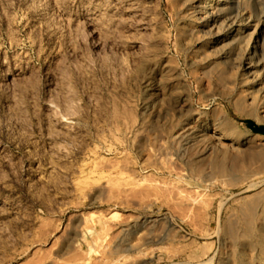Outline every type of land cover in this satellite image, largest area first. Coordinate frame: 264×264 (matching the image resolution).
<instances>
[{
  "label": "rangeland",
  "instance_id": "374dc122",
  "mask_svg": "<svg viewBox=\"0 0 264 264\" xmlns=\"http://www.w3.org/2000/svg\"><path fill=\"white\" fill-rule=\"evenodd\" d=\"M191 5L0 0V264H130L111 251L146 213L177 224L149 264H204L221 201L225 218L264 199V90L258 110L241 104L229 50ZM213 132L231 145L209 149ZM200 151L203 173L228 164V184L181 181Z\"/></svg>",
  "mask_w": 264,
  "mask_h": 264
},
{
  "label": "bare ground",
  "instance_id": "6f19581e",
  "mask_svg": "<svg viewBox=\"0 0 264 264\" xmlns=\"http://www.w3.org/2000/svg\"><path fill=\"white\" fill-rule=\"evenodd\" d=\"M191 1L195 22L208 27L211 33L217 35L214 42L222 49L229 50L231 68H236L233 75L240 76L242 82L241 104L253 105L254 110H258L261 96L257 92L264 90V0H256L255 15L248 9L253 0H206L205 4L204 0ZM227 74L223 70L220 78L226 79ZM225 138H229L227 133L221 136L213 132L207 138L211 140L209 149L225 150L231 145L224 141ZM202 162L201 151L189 158L187 164L192 173L189 179L182 177L181 181L193 183L196 187L203 186L204 190H209L220 183L228 184L229 179L226 178L228 164L218 161L216 170L206 174L202 172ZM180 195L183 200L188 197L183 189ZM214 201L215 197H212L201 202L206 209V219H211ZM221 204L217 231L221 238L219 257L215 255L204 260L198 253L195 254L194 249L191 255L204 260V264H264V199H259L257 204L244 206L225 218L222 216L224 200ZM175 219V215L172 214L159 219L146 213L141 220L130 222V244L116 243L111 251L112 258L123 261L130 256V264H149L155 261L157 249L153 246L158 244L160 250L169 252V245L176 240L173 234L177 225ZM196 219L197 210L194 206L182 218L190 225L194 224ZM160 222L163 227L158 231ZM196 242L199 244L197 249L201 248L203 255L208 254L215 244L214 241L210 246L207 243L200 245L199 241Z\"/></svg>",
  "mask_w": 264,
  "mask_h": 264
}]
</instances>
